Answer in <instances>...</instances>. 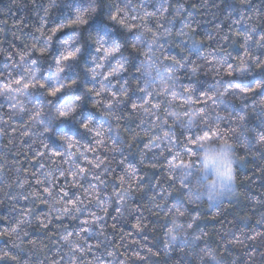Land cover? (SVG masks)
I'll return each mask as SVG.
<instances>
[{
    "label": "trees",
    "instance_id": "1",
    "mask_svg": "<svg viewBox=\"0 0 264 264\" xmlns=\"http://www.w3.org/2000/svg\"><path fill=\"white\" fill-rule=\"evenodd\" d=\"M124 2L0 0V264H264V142L258 140L264 134V47L258 43L264 36V0H166L160 11L155 0H131L136 10L128 15L113 7ZM229 4L240 12H231ZM89 7L96 12L87 23H75L77 11ZM111 12L116 22L109 19ZM54 27L61 31L53 35ZM143 33L156 41L152 50L160 61L177 69L165 87H144L141 68L149 48L130 47ZM48 36L53 38L46 44ZM73 36L72 47L79 45L81 52L60 79L77 83L49 98L48 89L34 86L36 81L19 66L35 60L37 78L49 77L45 83L52 87L55 59L64 51L63 41ZM245 36L251 39L245 41ZM93 37L120 47L106 62L114 73L111 82L103 76L94 80L87 70L95 67ZM190 40L199 41V49H190ZM242 63L247 71L228 74V64L235 69ZM17 71L24 76L19 85ZM96 71L107 74L106 69ZM152 79L158 82L159 77L154 73ZM256 82L262 87L255 93L218 97L224 100L219 107L207 100L217 87H252ZM25 83L30 90L20 97L15 89ZM121 85L129 89L127 97ZM6 92L17 95L19 103L8 100ZM77 96L81 100L71 117H53V108ZM35 103L48 109L41 124L34 122ZM110 104L116 105L111 112ZM205 105L206 115L191 120L189 127L185 113ZM217 115L224 119L217 121ZM89 119L90 132L80 127ZM45 126L48 133H43ZM60 135H70L72 141L62 142ZM205 135L232 143L241 161L235 170L237 195L215 206L201 198L186 199L200 188V146L194 141ZM117 146L123 155L114 151ZM89 184L98 187L86 194ZM45 187L54 198H48ZM64 191L83 197L86 205L92 201L91 210L102 217L99 222L87 217L94 239L85 233L70 238L83 252L62 239L65 229L79 231L80 220L64 217L61 222L51 211L66 206L56 203ZM114 193H126L123 206ZM100 196L104 199L97 204ZM176 206L184 215L177 214Z\"/></svg>",
    "mask_w": 264,
    "mask_h": 264
},
{
    "label": "snow or ice",
    "instance_id": "2",
    "mask_svg": "<svg viewBox=\"0 0 264 264\" xmlns=\"http://www.w3.org/2000/svg\"><path fill=\"white\" fill-rule=\"evenodd\" d=\"M53 2H54V0H53ZM165 2H166V0H163V2H162V0H155L156 10L160 11L161 9H163ZM141 3H143V0H141ZM113 7H115L117 13H123L124 15H128L129 11H135L136 10L133 7L131 0H125L124 6L113 5ZM229 9H231V12H235V13L240 12V9L237 8L233 4H229ZM95 12H96L95 7H89V8L82 10V11L78 10L77 14H76L77 18H76L75 23L80 24V25L86 24L88 18ZM45 14H47V10H45ZM146 15H151V13H146ZM109 19L113 22H116L117 15L113 14L111 12ZM59 31H61L60 27H54L52 29L53 35ZM251 31L255 32L256 29H252ZM52 38H53V36H48L45 43L48 44V42H50L52 40ZM250 39H251V36H245V41H248ZM75 40H76V37L73 36L72 39L63 41L64 51L57 59H55L54 74L50 77V79L53 82V86L50 88L47 87L46 83H45V81L47 79H49V77L46 76L44 79H38L37 78L38 70L34 66L36 63L35 60H33L31 62V64L19 66V68H22L23 71L26 72L28 76H31L33 78V80L36 81V85H34V86L38 87L39 89H46V88L48 89L46 92V96L49 98L56 97L64 89L72 88L77 83L76 80H73L70 82H65V81L60 79V76L65 71L67 64L70 61L76 60L78 57V54L81 52V48L79 45L72 47ZM195 41L200 46V42L197 40H195ZM92 42L95 45L96 56H94L92 58L93 59V65H95V67L87 69L88 72L90 73V77L94 80H97L98 76H103V81L111 82L110 78L113 77L114 73H113V71L107 69L106 62L108 61L109 57H113L114 55H116L120 52V47L119 46H106L105 43L103 42L102 38L96 39L95 37H93ZM192 42H193V40H190L189 44H191ZM139 43H141V41L138 38L136 40V42L131 45V47L133 49H137L136 45ZM258 43H260L261 47H264V36H262L261 41H259ZM144 46H146L149 49H152L153 46H156V41L154 39L153 40H146V41H144ZM41 51L43 52V49ZM207 58L208 57H206V59ZM116 63L118 65H120L121 68L124 67V64L122 61L116 60ZM220 63H226V62L220 61ZM257 66L258 67L260 66L259 62H257ZM227 68L230 70L228 72L229 75H232L233 71L235 73H244L245 71H247L249 69L243 63L241 64V66L239 68L233 69V66L231 64H228ZM96 69H106L107 74L105 75L104 73L97 72ZM137 71H140V69H137ZM176 71H177V69L174 65L167 66V73H168L167 79L174 80L175 79L174 73ZM196 71H197V69L195 67H193L191 69V72L193 75H195ZM3 75H4V73L0 72V76H3ZM17 75L20 76V79L16 80V84L19 85L21 83V80L24 79V76L19 71H17ZM159 78L161 80L165 79V77H163V76H160ZM103 81L100 82V92H104L107 90L104 86ZM261 87H262V82H256L252 87H245L239 83H232L228 86L223 87L222 90H221V88L217 87L216 90L214 92H212L211 95H207V94H205V95H207L208 101H210L215 106L219 107L220 104L224 103V100L218 99V97H220V98L228 97L230 94H234L237 96H243L244 94L255 93ZM121 89H122L121 94L123 96L127 97L129 89H125L123 87V85H121ZM29 90H30V85L25 83L23 85V88L17 87L15 89V92L18 93L20 97H27ZM87 91L89 93H91V92H93V88L88 87ZM142 91L146 92L145 88H143ZM185 91H189V88H185ZM100 92H97L96 94L99 95ZM3 95H6L8 100L13 101L16 104L19 103V99H18L17 95H14L12 92H6V93H3ZM111 95L113 97H115L117 94L115 92H112ZM172 95L175 98L177 93L172 92ZM80 100H81V97L77 96L71 102L62 103V104L56 106L55 108L52 109V113L55 112V116H53V117L55 119H61V118L72 116L76 112V109L78 107V102ZM261 102L264 103V101H261ZM26 103H28L27 100H26ZM48 103L51 104V100H49ZM131 106L133 108L137 107L136 103H134V102L131 103ZM0 107H2V106H0ZM108 108H109V111L111 112L116 108V105L110 104V105H108ZM33 109L36 110L34 122H38L39 124H41L42 123V119H41L42 115L45 112H47L48 109H47V111H45L40 103L33 104ZM206 110H207L206 105H205V107H201L197 111L198 115L201 117H204L206 115ZM168 114L170 116L175 117V113H168ZM229 114L231 115V112H229ZM185 115H189V112L185 113ZM235 115L239 121H244L245 116L243 114L236 113ZM223 119L224 118L219 116V115H217V117H216L217 121H221ZM92 126L93 125H92V122L90 119L86 120L85 122H83L80 125V127L82 129H85L86 131H89V132L92 130ZM96 127L99 130H103L105 126L103 124H98V125H96ZM189 127H191V121H189ZM42 128H43V133H48L50 131V129L46 126L42 127ZM230 131L236 132L237 129L231 128ZM58 139L62 142L65 140H68L69 142L72 141V137H70L68 135H60V136H58ZM113 139L115 140L116 138H113ZM207 140H209V137L207 135H205L203 140H196V141H194V143L201 146L202 143L207 141ZM258 140L260 142H264V134L259 135ZM224 142L227 143V141H224ZM245 146L251 147V145H245ZM114 151L123 155L122 146L115 147ZM53 152L56 155L60 154L59 151H56V150H53ZM209 159H210L209 157H207V156L205 157V166H207V162ZM101 163H103V162H101ZM97 167H99V164L97 165ZM129 170L132 172H135V168H133L131 165H129ZM79 172L83 173L85 176H87V173H85L84 168H80ZM59 174L61 176L65 175V173L63 171H61ZM45 175H48V173H45ZM73 175H76V173L74 172ZM95 179H97L100 182V184H104V181L100 176H96ZM0 182H2V181H0ZM97 187H98V185L89 184V189H84V191L87 194L90 189L94 190ZM106 188H107V185H104V189H101V191L105 190ZM44 191L46 193H48V198H54L55 194L52 191H50L47 187L44 188ZM114 195L117 196L116 203L123 206L125 199H126V193H114ZM103 199H104L103 196H100V199L97 200L96 203L100 204V201H102ZM186 199H188L189 201H192L191 198H189V197H186ZM61 201L66 205L65 207L55 208V207L50 206L51 211L56 212L58 214V216L61 218V222L63 221L64 217H69L72 220H80V224L78 225L79 231H76L75 229H73L72 231H68L67 229H65L66 234L62 237V239L66 243H68L74 251L78 250L80 252H83L84 248L75 244L73 241L70 240V238L73 236H79L81 233H85L88 235L89 239H94L95 237H93L92 233L89 231V227H88L89 226V220L87 219V217H89V216L94 217L96 222L101 221L102 217L99 215H96V213L91 210V205L93 203L92 201H89L88 204L86 205L84 198L79 196V195H76L75 192L64 191L62 196L60 197V199L56 200V203H60ZM101 207L103 208L104 211H107L108 204L104 203L101 205ZM176 211H177L178 215H181V216L184 215V213L181 211V208L179 206H176ZM117 212H120V208H117ZM82 216L85 218L81 219ZM188 227L191 228L192 225L189 224ZM169 231H171V229H169ZM108 255L111 256V253H108Z\"/></svg>",
    "mask_w": 264,
    "mask_h": 264
},
{
    "label": "clouds",
    "instance_id": "3",
    "mask_svg": "<svg viewBox=\"0 0 264 264\" xmlns=\"http://www.w3.org/2000/svg\"><path fill=\"white\" fill-rule=\"evenodd\" d=\"M139 39L141 43L136 45L137 49H140L144 46V41L147 40L146 34H139ZM135 42L136 41L133 43ZM154 47L155 46H153V48ZM188 47L190 49L196 50L199 49L200 46L195 40H193V42L189 44ZM152 49H149V53L143 59L144 65L141 68V72L147 80V83L144 85V87L151 88L157 83L159 87H165L166 81L169 83L171 82L169 79H167V66L160 61L156 51H153ZM154 73H156L158 77H165V79L161 80L159 78L158 82L153 80L152 77ZM52 115L55 116V112H53ZM197 116H199L197 111H189L187 119L191 121ZM69 117H65L63 119H67ZM180 118V114L175 113V119ZM206 156L210 158L207 162V166H205ZM240 163L241 161L239 160L238 153L235 151L232 143H225L224 141H221L215 137L203 142L200 146V163L197 169V174L200 177V188L199 190L192 191L190 198H201L206 200L209 205L215 206L226 198L236 196L237 187L235 170ZM173 227H175V224Z\"/></svg>",
    "mask_w": 264,
    "mask_h": 264
}]
</instances>
